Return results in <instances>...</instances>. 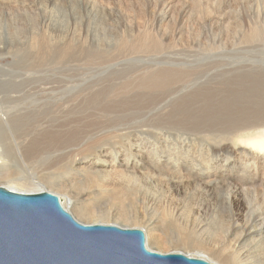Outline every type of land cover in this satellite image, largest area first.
I'll list each match as a JSON object with an SVG mask.
<instances>
[{
  "label": "rangeland",
  "instance_id": "1",
  "mask_svg": "<svg viewBox=\"0 0 264 264\" xmlns=\"http://www.w3.org/2000/svg\"><path fill=\"white\" fill-rule=\"evenodd\" d=\"M254 30L258 36L251 37ZM35 40L40 44L39 59L33 60ZM154 43L160 46L153 49ZM128 44H135V49ZM261 60L264 0H0V78L8 74L26 75L21 77L23 81L27 76L39 77V92L28 101L38 106L44 127L71 118L75 122L96 119L105 126L89 132L87 138L82 135L81 141L75 137L71 141L77 143L70 141L69 147L61 146L49 155L48 162H41L40 169L53 173L46 181L66 185L72 196L88 190V185L84 183L87 174L83 178L72 169L70 160L83 157L93 162L102 150H117L124 135L136 139L134 143L169 151L185 132L181 125L167 121L172 114L213 117L219 106L234 102L224 93L225 85H232L239 78L236 74L252 67L264 69ZM166 71L180 74L160 91L139 88L149 75ZM224 74L236 76L221 79ZM245 77L239 82L247 84ZM99 108L107 111H97ZM85 148L88 152L81 153ZM11 166L17 173L23 170ZM163 179L152 175L130 183L125 205L119 206L116 198L101 193L87 208L117 216L122 223L135 221V227L149 223L160 227L167 236L156 247L160 252L171 250L170 242L176 243L181 229L203 232L206 241L215 234L218 241L226 238L228 213L218 204L224 198L222 193L212 194L215 200L210 207L192 215V208L203 201L200 189L189 185L171 201ZM1 186L5 187L4 181ZM243 207L239 223L252 221L264 209L261 198L251 197H245ZM72 216L85 221L76 213ZM224 222L225 228L220 227ZM192 247L182 244L180 250L192 254ZM245 250L242 255L239 252L244 257L239 258L242 264H247L249 254L252 258L264 254V249L250 250L248 255ZM201 256L217 264H234L231 256L216 249Z\"/></svg>",
  "mask_w": 264,
  "mask_h": 264
},
{
  "label": "bare ground",
  "instance_id": "2",
  "mask_svg": "<svg viewBox=\"0 0 264 264\" xmlns=\"http://www.w3.org/2000/svg\"><path fill=\"white\" fill-rule=\"evenodd\" d=\"M255 34L256 30L250 35L253 37ZM134 45L130 44L129 48L135 49ZM39 46L38 40L32 43V47H35L33 60L39 59ZM159 46V43H154L152 48L156 49ZM259 62L264 64L262 60ZM252 68L247 70V73L236 74L239 78L234 79L232 85H225L227 88L223 90L224 93L230 95L231 103L234 102L232 105L219 106L213 117L203 116L195 119L186 112L172 114L167 121L181 125L185 132L167 152L159 151L160 148L152 144L147 147L142 145L141 141L134 143L136 139L124 135L117 150L110 147L102 150L99 155H95L96 159L93 162L83 157L76 160L73 156L74 159L69 161L70 166L76 172H81V176L87 174L84 183L88 185V190L84 189V192L81 191L76 196L69 194L66 185L48 183L46 179L51 178L53 173L40 169L41 162H48L49 155L57 152L61 146L69 144L75 137L81 141L82 135L87 138L92 132L101 131L105 126H100L96 119L90 121V118L87 122L89 119L87 118L75 122L74 118H71L58 122L57 125H52L53 127L46 123L48 126L44 127L39 118L38 106H32L28 101L39 92V77L27 76V80L24 78L23 81L21 77L26 75L16 77L12 74L16 78L9 74L5 75L3 78L8 79L0 78V181H4L5 188L14 192L47 191L56 195L67 212L85 218V221L81 222L83 224L140 229L144 232L148 250L178 253L182 252L180 250L182 244H192L195 253H182L217 264L201 256L210 249H216L221 255L231 256L234 264H242L240 256L245 248L247 250L244 252L247 251V255L250 250L264 249V209L250 222L239 223L237 218L242 211L240 207L244 209L245 197L261 198L264 208V69ZM178 72L153 73L138 86L140 89L157 91L174 81L180 74ZM236 75L224 74L221 79ZM243 76L247 77V84L239 82ZM114 92L116 91L113 90ZM84 103L87 105L88 99ZM97 111L105 113L107 110L99 108ZM54 128L59 130H53ZM117 142L116 144L119 143ZM87 149L80 152L84 153ZM11 155L14 156V161H11ZM11 164L15 167L21 166L23 170L17 173L12 170ZM152 175L164 178L165 192L171 201L181 189L184 191L189 185L197 186L203 195V201L192 208L190 211L192 215H198L210 207L211 200H215L214 197L211 198L212 194L222 193L224 198L218 204H221L228 213L226 226L229 230H226L228 232L226 238L218 241L219 237L215 232L211 241H206L203 232L181 229L176 236V243L170 242L171 250L160 252L156 247L160 245L162 237H167L160 227L152 223L135 227L132 225L136 224L135 221L122 223L117 216H105L88 210V204L101 193L111 196V200L116 198L119 206L125 205L129 184H135L141 177ZM225 223L220 227H224ZM251 255L247 257V264L259 261L264 264V254L256 258H252Z\"/></svg>",
  "mask_w": 264,
  "mask_h": 264
},
{
  "label": "water",
  "instance_id": "3",
  "mask_svg": "<svg viewBox=\"0 0 264 264\" xmlns=\"http://www.w3.org/2000/svg\"><path fill=\"white\" fill-rule=\"evenodd\" d=\"M0 264H212L148 250L144 232L83 224L46 191L0 187Z\"/></svg>",
  "mask_w": 264,
  "mask_h": 264
}]
</instances>
